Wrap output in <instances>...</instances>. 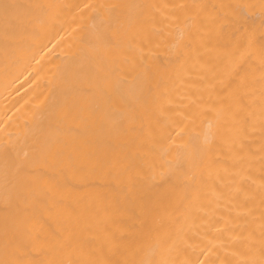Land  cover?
<instances>
[{"label":"bare ground","instance_id":"obj_1","mask_svg":"<svg viewBox=\"0 0 264 264\" xmlns=\"http://www.w3.org/2000/svg\"><path fill=\"white\" fill-rule=\"evenodd\" d=\"M0 264H264V0H0Z\"/></svg>","mask_w":264,"mask_h":264}]
</instances>
